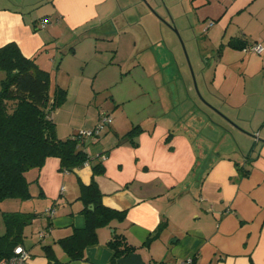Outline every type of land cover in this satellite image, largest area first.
<instances>
[{
  "label": "crops",
  "instance_id": "0c3cea01",
  "mask_svg": "<svg viewBox=\"0 0 264 264\" xmlns=\"http://www.w3.org/2000/svg\"><path fill=\"white\" fill-rule=\"evenodd\" d=\"M8 1L0 0V47L15 42L48 72L51 93L56 86L67 91L52 112L57 137L93 128L102 113L112 117L98 139L81 146L88 162L63 171L59 158L50 156L39 172H27L30 197L21 201L30 203L29 209L19 207V199L0 203V234L2 212L37 214L23 229L27 264H45L43 246L48 244L67 264H112L107 242L114 232L123 233L147 263L264 264V80L251 115L252 122H262L253 132L259 138L247 134L242 144L229 128L219 127L224 131L217 146L206 149L189 118L184 121L187 111L173 89L178 81L169 65L182 75L180 54L172 45L154 46L156 39L145 28L139 31V24L125 15L130 1L41 0L32 5H39L34 12ZM124 26L130 32H117ZM241 33L235 40L259 42L258 36ZM136 46L141 55L130 62ZM136 125L141 130L127 137ZM96 162L104 171L93 175ZM237 164L248 173L239 176ZM92 179L101 202L125 210V218L98 228L97 242L85 247L84 257L69 261L55 242L84 225L78 197L81 185Z\"/></svg>",
  "mask_w": 264,
  "mask_h": 264
},
{
  "label": "rangeland",
  "instance_id": "374dc122",
  "mask_svg": "<svg viewBox=\"0 0 264 264\" xmlns=\"http://www.w3.org/2000/svg\"><path fill=\"white\" fill-rule=\"evenodd\" d=\"M37 1L41 0H9L8 4L34 12L39 5H32ZM119 1L132 3L125 8L126 17L139 24L140 32L146 29L152 39H156L154 46L172 45L180 54V61L185 66L182 75L173 63L169 65L174 71V80L178 81V87L174 86L173 89H177L180 105L183 104L184 112L187 111L184 121L189 118L204 148L217 146L220 132L224 131L221 127L229 128L239 141H243L242 144L245 143L246 133L260 129L264 120L260 124L252 122L251 115L258 104L257 94L264 80V70L260 69L264 53L241 51L229 46L228 41L242 36L241 32H248V35L258 36L264 46V0L254 3L247 0L244 4L241 0ZM210 21L213 24L207 27ZM110 25L108 28L112 30ZM123 31L130 32L127 26L117 30ZM130 45L127 43V51ZM139 47L134 49L130 62L139 59ZM181 78L187 79L185 86H182ZM259 113L257 110L256 115ZM261 134L264 135V132ZM255 135L259 138V135ZM222 144L218 147L219 151L224 150L225 143ZM18 202L22 209H29L30 203Z\"/></svg>",
  "mask_w": 264,
  "mask_h": 264
},
{
  "label": "trees",
  "instance_id": "16d2710c",
  "mask_svg": "<svg viewBox=\"0 0 264 264\" xmlns=\"http://www.w3.org/2000/svg\"><path fill=\"white\" fill-rule=\"evenodd\" d=\"M228 45L243 49L246 42L231 39ZM0 203L6 199H28L29 180L27 172H39L47 157L59 158L63 171L88 162L90 157L81 148L82 141L74 134L65 139L56 135L52 112L65 101L67 91L56 86L50 91V76L39 68L32 59L26 58L15 42L0 47ZM141 128L132 126L126 136L132 138ZM98 139V138H97ZM239 176L246 175L248 169L237 164ZM92 174L104 171L101 162L93 163ZM102 193L94 179L81 185L79 199L83 202L81 213L85 222L82 227H73L71 232L55 243L68 256L69 261L81 260L85 247L97 242V229L112 221H122L125 210H118L101 202ZM30 212H2L4 232L0 234V260L12 254L13 247L22 244L24 227L36 217ZM154 237V236H153ZM152 239V235L148 240ZM113 250L112 264L118 258L135 252L123 233L114 232L107 242ZM47 258L45 264H67L61 262L51 244L43 246ZM143 264H159L158 262Z\"/></svg>",
  "mask_w": 264,
  "mask_h": 264
},
{
  "label": "built area",
  "instance_id": "2783aa9c",
  "mask_svg": "<svg viewBox=\"0 0 264 264\" xmlns=\"http://www.w3.org/2000/svg\"><path fill=\"white\" fill-rule=\"evenodd\" d=\"M45 23L46 21L44 20L42 22V25L44 26ZM212 24L213 22L210 21L207 27L211 26ZM243 51H252L257 54H260L262 53V51H264V46H262L260 42H255L245 46L243 48ZM111 121H112V117L109 114L102 113L99 117L98 122L95 124L93 128L80 129L77 132H75L74 135L76 138L82 141L96 140L110 125ZM105 157L106 154H103L101 156L102 159H104ZM41 235H44V232H42ZM29 258H30L29 251L22 244H17L13 247L12 254L9 257L0 260V264H27ZM191 262L192 259H187L183 261L182 264H190Z\"/></svg>",
  "mask_w": 264,
  "mask_h": 264
},
{
  "label": "water",
  "instance_id": "95a60500",
  "mask_svg": "<svg viewBox=\"0 0 264 264\" xmlns=\"http://www.w3.org/2000/svg\"><path fill=\"white\" fill-rule=\"evenodd\" d=\"M143 1H147V0H143ZM167 23H169L172 27L174 26L171 21H167ZM195 86H196V84H195ZM232 123L234 124V126H237V124H235L234 122H232ZM246 134H248V133H246ZM248 135L252 136L254 138V140L256 139L255 134L250 133ZM262 141H264V139H262ZM116 262L118 264H143L144 263L140 254H138L136 252L130 253L129 255H127L125 257L118 258Z\"/></svg>",
  "mask_w": 264,
  "mask_h": 264
}]
</instances>
